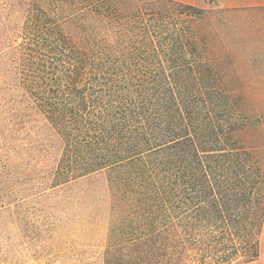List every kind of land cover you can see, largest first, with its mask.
<instances>
[{
    "label": "trees",
    "instance_id": "1",
    "mask_svg": "<svg viewBox=\"0 0 264 264\" xmlns=\"http://www.w3.org/2000/svg\"><path fill=\"white\" fill-rule=\"evenodd\" d=\"M203 14L170 0H29L9 25L0 116L55 131L51 187L106 172V264L259 256L264 145L209 60Z\"/></svg>",
    "mask_w": 264,
    "mask_h": 264
},
{
    "label": "rangeland",
    "instance_id": "2",
    "mask_svg": "<svg viewBox=\"0 0 264 264\" xmlns=\"http://www.w3.org/2000/svg\"><path fill=\"white\" fill-rule=\"evenodd\" d=\"M170 1L204 11L209 60L234 82L253 124L247 137L264 145V0ZM28 3L0 0V51ZM17 121L0 116V264H106V172L51 187L62 151L55 131L40 117Z\"/></svg>",
    "mask_w": 264,
    "mask_h": 264
},
{
    "label": "crops",
    "instance_id": "3",
    "mask_svg": "<svg viewBox=\"0 0 264 264\" xmlns=\"http://www.w3.org/2000/svg\"><path fill=\"white\" fill-rule=\"evenodd\" d=\"M248 264H264V222L262 226V233L260 238L259 256L258 258Z\"/></svg>",
    "mask_w": 264,
    "mask_h": 264
}]
</instances>
